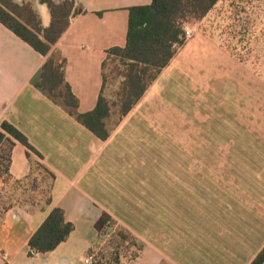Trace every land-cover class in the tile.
I'll return each mask as SVG.
<instances>
[{
	"label": "crops",
	"instance_id": "crops-1",
	"mask_svg": "<svg viewBox=\"0 0 264 264\" xmlns=\"http://www.w3.org/2000/svg\"><path fill=\"white\" fill-rule=\"evenodd\" d=\"M65 1L54 0L56 4ZM70 1L75 7L69 27L53 46L49 57L58 59V62L65 61L66 81L79 101L76 113L85 114L97 107L102 94L104 64L109 58V50L127 45L129 10L151 5L153 0ZM15 3L20 6L30 4L42 28L51 26V10L41 0H15ZM47 59L0 23V126L3 122L15 126L43 156L41 159L32 153L29 158L27 148L17 142L12 152L10 174L15 180H23L39 162L56 175L51 189V205H16L3 214L0 220V264H88L89 251L99 239L98 222L104 213L117 220L116 214L120 211L136 214L139 227L143 225L148 230V239L138 230L131 231L147 244L139 259L132 264L253 262L264 248V157L260 159L256 178V171L251 175H240L232 170L227 173L226 186L219 183L220 157L213 159L217 167L214 169V163H211L215 170L211 177L218 183L213 188L222 193L217 195L218 204L212 205L211 224L196 221L194 250L191 249L189 254L185 251L187 242L185 246L181 245L183 249L178 244L181 249L170 251L173 214H178L179 226L176 228H188L183 225L185 215L182 214L187 200L183 192L188 185L187 169L185 172L180 168L173 173L169 168L164 175L171 183L166 185L162 195L163 207L159 212L135 205L124 193L123 182L131 180L133 164L142 157L143 148H150L155 129L147 119L149 113L138 114L139 108L153 85L171 68L175 58L117 127L108 128L112 132L106 141L79 123L61 102H55L36 87ZM250 117L251 114L246 115L244 133L264 150V110L259 125L253 124ZM191 171L195 172L193 167ZM199 195L197 192L195 196ZM54 208L63 209L67 222L75 229L55 251L31 255L29 242ZM157 227L162 228L158 238L154 235ZM176 240H181L180 235Z\"/></svg>",
	"mask_w": 264,
	"mask_h": 264
},
{
	"label": "rangeland",
	"instance_id": "rangeland-1",
	"mask_svg": "<svg viewBox=\"0 0 264 264\" xmlns=\"http://www.w3.org/2000/svg\"><path fill=\"white\" fill-rule=\"evenodd\" d=\"M182 25L187 34L185 45L177 49L173 65L139 108L138 114L149 113L145 118L155 128L150 148L142 149V157L133 164L131 180L123 185L130 202L159 212L166 185L171 183L164 175L169 168L173 173L187 169L188 185L183 189L187 200L182 214L183 225L188 228H176L178 214L174 213L170 251L181 249L178 244L182 247L187 242L185 251L189 254L194 250L196 221L211 224L212 205L218 204L217 195L222 193L213 188L218 184L211 177L217 167L215 158L221 160L219 183L226 186L227 173L232 170L240 175L256 171V178L264 157V150L245 135L243 126L249 114L253 124L259 125L264 110V0H221L204 19H189ZM121 69L119 62L108 61L104 96L112 106L107 121L111 129L121 120L116 106L123 81ZM52 185L50 176L37 164L21 181L0 179V220L16 205L46 206ZM116 215L119 225L138 230L148 239V230L139 227L136 214L120 211ZM161 231L155 228L154 235L158 238ZM177 235L181 240H176ZM111 236L108 232L98 239L97 254ZM127 262L128 256L123 264Z\"/></svg>",
	"mask_w": 264,
	"mask_h": 264
},
{
	"label": "trees",
	"instance_id": "trees-1",
	"mask_svg": "<svg viewBox=\"0 0 264 264\" xmlns=\"http://www.w3.org/2000/svg\"><path fill=\"white\" fill-rule=\"evenodd\" d=\"M41 1L49 6L52 13V23L48 29L42 28L30 4L20 6L15 0H0V23L35 51L48 57L35 83L36 87L47 93L55 102H61L79 123L97 138L106 141L112 132L107 127V119L112 116V106L104 96L108 61L119 62L122 67L120 71L123 81L116 102L122 119L133 110L163 71L170 66L177 49L185 45L187 34L183 22L189 19H204L221 0H153L151 5L131 8L127 45L125 48L116 47L109 50V58L104 64L102 94L97 107L85 114L76 113L79 101L66 81L65 61L57 62L54 57H49L53 46L69 27L75 4L70 0L61 4H56L54 0ZM17 142L27 148L29 158L32 153L43 158L19 129L3 122L0 126V179L15 180L10 174V167L12 152ZM35 164L41 167L54 183L56 175L41 163ZM51 203L52 197L49 196L46 204L49 206ZM74 229V225L67 222L65 211L54 208L29 242L31 255L55 251L69 239ZM97 229L99 238L108 232H112V236L98 254L97 243L91 248V264H123L127 256L126 264H132L145 250L146 245L129 229L119 225L108 213L103 214ZM133 249L135 250L132 252ZM251 264H264V248Z\"/></svg>",
	"mask_w": 264,
	"mask_h": 264
},
{
	"label": "built area",
	"instance_id": "built-area-1",
	"mask_svg": "<svg viewBox=\"0 0 264 264\" xmlns=\"http://www.w3.org/2000/svg\"><path fill=\"white\" fill-rule=\"evenodd\" d=\"M87 262H88V264H91L92 263V259L91 258H88V261Z\"/></svg>",
	"mask_w": 264,
	"mask_h": 264
}]
</instances>
